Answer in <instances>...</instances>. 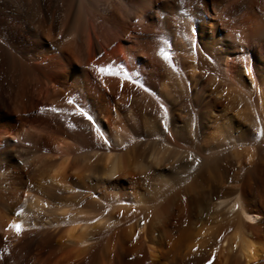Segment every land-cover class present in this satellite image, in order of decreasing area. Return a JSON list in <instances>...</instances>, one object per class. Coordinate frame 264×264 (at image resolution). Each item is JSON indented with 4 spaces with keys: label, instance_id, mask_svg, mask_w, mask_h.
Instances as JSON below:
<instances>
[{
    "label": "bare ground",
    "instance_id": "bare-ground-1",
    "mask_svg": "<svg viewBox=\"0 0 264 264\" xmlns=\"http://www.w3.org/2000/svg\"><path fill=\"white\" fill-rule=\"evenodd\" d=\"M213 257L264 264V0H0V264Z\"/></svg>",
    "mask_w": 264,
    "mask_h": 264
},
{
    "label": "snow or ice",
    "instance_id": "snow-or-ice-1",
    "mask_svg": "<svg viewBox=\"0 0 264 264\" xmlns=\"http://www.w3.org/2000/svg\"><path fill=\"white\" fill-rule=\"evenodd\" d=\"M163 54V53H162ZM165 59H167L168 57L165 55L164 57ZM98 71L100 73H111L112 72V66H108V67H100L98 69ZM120 71L123 72V69L121 68ZM123 78L124 79H130L129 77V74L127 72H123ZM133 83H136L138 84V81L134 80L132 81ZM139 87H144L142 84H139L138 85ZM145 91H148L147 88L144 89ZM69 104L72 103V100H69L68 101ZM163 107V106H162ZM53 111H55V109H53ZM77 114L80 115V116H83V117H86L88 120H93V117L91 115H89V113H87L83 108H78L77 109ZM10 228H14L16 230V233L19 235L20 231H21V225L20 224H10L9 225ZM213 261H214V257L213 258H210L208 261H207V264H213Z\"/></svg>",
    "mask_w": 264,
    "mask_h": 264
}]
</instances>
